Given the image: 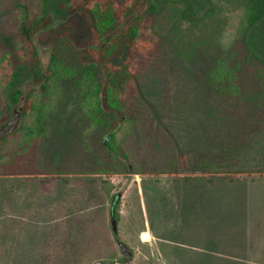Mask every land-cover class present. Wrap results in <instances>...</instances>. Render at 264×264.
Instances as JSON below:
<instances>
[{
  "label": "rangeland",
  "instance_id": "rangeland-1",
  "mask_svg": "<svg viewBox=\"0 0 264 264\" xmlns=\"http://www.w3.org/2000/svg\"><path fill=\"white\" fill-rule=\"evenodd\" d=\"M216 2L211 15L205 8L190 18L167 3L146 20L126 111L111 131L71 81L58 83L44 135L21 163L0 168V188H8L0 208L10 203L0 216V264H264V68L245 61L237 95L209 80L214 58L202 47L215 32L227 29L229 48L238 59L245 54L242 0ZM37 7L39 0H0V125L13 119L5 120L4 95L21 17ZM144 7L145 0L119 29ZM41 34L45 71L54 36ZM220 153L223 164L210 160ZM118 191L126 256L110 218Z\"/></svg>",
  "mask_w": 264,
  "mask_h": 264
},
{
  "label": "trees",
  "instance_id": "trees-1",
  "mask_svg": "<svg viewBox=\"0 0 264 264\" xmlns=\"http://www.w3.org/2000/svg\"><path fill=\"white\" fill-rule=\"evenodd\" d=\"M145 1L147 7L121 29L122 23L136 13L144 0H39V7L24 10L17 30V58L9 64L10 74L4 95L7 107L5 120L11 118L17 105L23 103L24 124L0 141V168L7 162L12 166L21 163L44 135L46 113L54 92L58 90L57 85L62 81L72 82L83 104L92 108L96 122H104L106 131H111L119 122L117 113L126 111L123 98L128 90L127 84L134 80L131 64L144 31L143 25L152 14H159L164 5L180 4V9L190 18L205 8L209 15L219 9L216 0ZM239 10L245 26V34L241 38L244 57L238 59L236 50L229 48L227 29L215 32L202 47L214 58V65L207 76L223 94L237 95L240 92L239 70L245 61L255 60L264 68V0H242ZM40 33L54 36L50 62L45 71L36 44ZM68 49L75 54L72 60L64 54ZM85 53L88 55L86 59ZM123 58L124 61L116 63ZM28 82L37 85H28L24 91ZM111 148L114 149L113 145ZM210 160L223 164L225 157L220 153ZM10 187V194H15V184ZM0 190L8 188L2 186ZM1 193L3 199L5 196ZM9 205L8 199L2 203L4 208ZM2 206L0 216L3 213L5 217ZM112 240L115 242V238Z\"/></svg>",
  "mask_w": 264,
  "mask_h": 264
},
{
  "label": "water",
  "instance_id": "water-1",
  "mask_svg": "<svg viewBox=\"0 0 264 264\" xmlns=\"http://www.w3.org/2000/svg\"><path fill=\"white\" fill-rule=\"evenodd\" d=\"M23 110H24V105H21L19 108H16L13 112V119L3 125H0V141L8 138L21 127L22 118H23ZM111 137H112L111 133L106 134L104 138L105 146H110ZM122 196H123V193L121 191L114 193L112 200H111V205H110V218H111L112 230L117 240V243L120 247L121 253L124 256H126V255H130V249H129V246L126 245L120 239L118 218H117V207L122 199ZM96 264H103V262H98Z\"/></svg>",
  "mask_w": 264,
  "mask_h": 264
}]
</instances>
